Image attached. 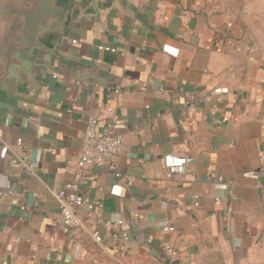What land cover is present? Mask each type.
Returning <instances> with one entry per match:
<instances>
[{
  "label": "crops",
  "instance_id": "1",
  "mask_svg": "<svg viewBox=\"0 0 264 264\" xmlns=\"http://www.w3.org/2000/svg\"><path fill=\"white\" fill-rule=\"evenodd\" d=\"M20 1L0 0V49ZM40 44L0 82V264H264V15L245 0H85ZM215 89L228 91L221 102ZM100 110L125 146L117 173L94 168L81 183L94 209L78 216L114 257L110 235L129 236L117 259L65 234L49 193L79 178L85 122ZM169 154L192 157L185 175L168 176Z\"/></svg>",
  "mask_w": 264,
  "mask_h": 264
},
{
  "label": "built area",
  "instance_id": "2",
  "mask_svg": "<svg viewBox=\"0 0 264 264\" xmlns=\"http://www.w3.org/2000/svg\"><path fill=\"white\" fill-rule=\"evenodd\" d=\"M74 43H76L74 41ZM99 50L108 52L111 54H117L118 50L115 48L100 46ZM124 55V52L120 53ZM226 89H215L213 95L216 97L218 102H221L223 96L227 94ZM114 95H119L120 90L115 89L113 91ZM103 110L100 112L90 115L85 122V128L82 135V150L79 155L77 168L79 173V178L69 184L66 190L52 191L49 193L57 200L60 211H61V228L63 232L73 239H76L80 233H85L88 235L93 242L100 247L105 253L110 257L117 259L124 256L128 251L129 236L125 233H112L110 235V240L117 244L115 256L106 251L105 239L98 232L92 231L89 227L79 218L78 210L81 208H86L88 210H93L94 206L85 201L81 193V183L89 176L90 171L94 168L97 169H108L112 173L118 172V161L121 153L123 152L125 146V136L118 132V124L114 118L106 120L103 114ZM107 112L112 113L113 109H107ZM230 119L225 117L223 119L224 123L229 122ZM234 122L238 119L234 118ZM1 152L7 154L12 152L14 154V163L19 165L30 175H36L33 166H31L27 159L21 155H18L12 151L10 146L1 140ZM17 144L21 145L22 140L18 139ZM264 152L261 153L263 155ZM192 157L189 154H169L163 159L165 170L169 177L172 176H183L187 172L189 163ZM261 177L264 179V167L260 173ZM260 186V185H259ZM219 189H227L224 184L222 177L218 179ZM12 197V204L15 206L19 205L20 196L9 193ZM235 199V197H233ZM195 206H199L200 196L195 195ZM216 202L221 204L223 199H217ZM21 210H25V207L21 206ZM117 226L124 225V221H118ZM173 227L167 223L165 231H173ZM166 248V247H165ZM169 256L172 258L177 257V252L172 248H166Z\"/></svg>",
  "mask_w": 264,
  "mask_h": 264
},
{
  "label": "water",
  "instance_id": "3",
  "mask_svg": "<svg viewBox=\"0 0 264 264\" xmlns=\"http://www.w3.org/2000/svg\"><path fill=\"white\" fill-rule=\"evenodd\" d=\"M85 0H21L5 10L11 21L4 45L0 49L2 62L0 82L14 66L23 67L30 62L34 51L41 47L40 38L52 26L62 28L69 18L71 7ZM171 264H181L179 259Z\"/></svg>",
  "mask_w": 264,
  "mask_h": 264
},
{
  "label": "rangeland",
  "instance_id": "4",
  "mask_svg": "<svg viewBox=\"0 0 264 264\" xmlns=\"http://www.w3.org/2000/svg\"><path fill=\"white\" fill-rule=\"evenodd\" d=\"M245 2L247 3V6L253 8V11L264 15V0H245Z\"/></svg>",
  "mask_w": 264,
  "mask_h": 264
}]
</instances>
